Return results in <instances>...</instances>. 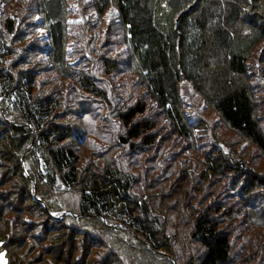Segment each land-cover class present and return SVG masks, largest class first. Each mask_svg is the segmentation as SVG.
<instances>
[{
	"label": "trees",
	"instance_id": "1",
	"mask_svg": "<svg viewBox=\"0 0 264 264\" xmlns=\"http://www.w3.org/2000/svg\"><path fill=\"white\" fill-rule=\"evenodd\" d=\"M160 1L169 6V13L175 12L166 32L159 29L156 19ZM12 2L18 13H0V168L16 178L10 190L26 195L17 203L16 210L26 211L41 222L46 219L43 226L46 230L38 232L42 235L46 232L43 238L55 231L58 246L52 248L51 253H43L47 255L44 264H110L118 256V247L123 256L119 257L121 260L118 258L117 264H141L143 253L152 256L149 264H228L231 259H234L233 264H255V254L246 255L240 248L238 252H231L230 234L220 226L219 212L223 213L225 203L231 201L225 189L232 181L218 186L221 194L219 206L202 208L200 215L194 216L189 236L201 240L203 249L201 254L193 256L190 254L193 248L189 249L183 235L182 216L176 219L178 212L171 214L158 202L154 206L152 194L136 185L138 173L132 168L138 160L131 154L155 145L165 129L163 124L166 123L161 121L170 124L174 134L183 140H191V144L195 138L200 139L196 135V131H200L198 124L189 118L196 111L185 108L186 105L192 106L185 99L187 86L203 95L219 119L242 141L264 153V122H261L255 95L259 90L264 94V73L258 74L257 80L262 82L258 89L249 84L253 81L249 74L255 76V71L260 69L259 64L251 66V60L264 59L254 52L264 42V0H89L87 14L95 12L101 16L113 6V19L116 17L123 30L119 42L127 52L123 60H118V65L117 60L103 59L104 73L109 75L103 81L109 88L126 87L128 81H119L120 75L112 76L113 73L119 69L123 74H135L132 88H118L120 94L115 97L111 92L109 98H106V90L94 83L96 77L101 76L95 69L84 68L85 60L76 63V60L67 59L71 52L67 51L69 37L64 20L69 0H0V6L2 3L5 9ZM98 22L100 28L105 29L104 21L100 19ZM94 27L83 24L80 31L78 41L87 54L93 52L91 46L98 40L96 35L99 33L93 32ZM38 28L42 29L44 37L35 36ZM89 30L92 33L85 40ZM84 51L80 52L81 55ZM42 55L47 58L43 60ZM79 64L83 67L76 68ZM116 79L118 85L114 86ZM138 87H142L140 93L135 92ZM81 97L89 101L93 97L100 98L117 115L118 131L112 128L108 134L98 130L95 142L103 150L98 148L91 152L92 144L86 143V136L91 139L96 132L83 127L81 116L90 103L77 113L71 108ZM70 112L80 117L79 123H74L77 124L73 128L76 132L71 135L78 142L77 147L71 144L72 140L71 143L67 141L70 128L65 124L70 125V122L61 121ZM105 118L104 121H109V117ZM201 125L205 127L203 122ZM84 146V154L79 153ZM112 146L126 149L124 155L131 158L126 163L128 171L118 170L117 155L115 159L110 158V162L98 165ZM195 146L201 148V145ZM215 154L212 156L206 151L199 154L206 163L202 164L204 168L214 173L221 169L230 171L229 165H232L233 171L239 175L247 173L243 162L233 163L227 152L220 150ZM80 155H87L89 161ZM91 156L97 158V162L91 160ZM24 159L31 166L27 173L21 168ZM83 160L94 162L97 167L90 169L85 177L77 166ZM7 179L9 176L4 177V181ZM244 180L246 190L242 195L246 205L241 206V201L235 198L227 213L237 215L246 211L252 213L253 225L262 224L264 212L257 209V205L260 194L264 195V179L258 173L249 172ZM58 183L77 190V213L64 211L60 218L56 217L64 202L60 195L53 194L54 185ZM32 188L37 197L29 193ZM49 195L58 200L47 203ZM193 207L191 202L186 207L187 212ZM53 211H57L55 216H51ZM65 214L72 218L94 217L99 221L100 229L104 225L100 219L107 220L108 231L110 225L118 230L117 240H108L117 248H108L105 244L104 251L97 252L96 260L87 258V254L80 255L85 244L77 246L76 242L69 241L73 236L68 234L69 226L62 223ZM50 221L54 224L50 225ZM28 224L35 227L38 222L34 219L27 221L21 216L17 220L21 231ZM32 234L36 235L30 233L29 238L35 240L30 237ZM179 234H182V242L177 239ZM82 236L79 241L87 235ZM0 242V250L7 254V264H26L22 263V255L16 258L17 254L7 248L11 243L18 245L16 241L10 242L7 234L0 232ZM32 243L37 246L36 241ZM127 252L128 260L124 255ZM86 253L90 256L89 252Z\"/></svg>",
	"mask_w": 264,
	"mask_h": 264
},
{
	"label": "rangeland",
	"instance_id": "2",
	"mask_svg": "<svg viewBox=\"0 0 264 264\" xmlns=\"http://www.w3.org/2000/svg\"><path fill=\"white\" fill-rule=\"evenodd\" d=\"M69 2V10L66 13L64 20L66 24V30L68 32L67 36L69 37L67 51L71 52L70 54H67V59L73 61L76 60V63H78L79 60H85L84 62L86 65L84 66V68L88 70L95 69L96 72L101 76L98 75L94 80V83L98 88L106 90V98L110 97L111 92L115 97L118 96V94H120L118 88L122 90H126L128 86L132 88V85L135 81V74H128V72L123 74L119 72V69H117L112 76L117 74L120 75V78H118L119 81L127 80L129 84L126 87H122V85H120L118 87L109 88L108 83L103 81L109 76L108 74L104 73L105 68H103V59H107L110 62L117 60L118 65V60H123V58L127 56V52H124L125 46L122 43L120 44L119 42L120 36H123V30L116 21V17L113 19V6L106 9L102 13V15L99 16L95 12H89L87 14L89 10L85 12L89 0H69ZM2 6L4 5L1 3L0 13H18V8L13 2L10 5L6 6L5 9ZM174 13L175 12L169 13V6L160 1L159 9L157 6L156 12V19L160 30L166 32L169 29V21H172ZM170 15L171 18H169ZM100 19L104 21L103 26L105 27V29H101L100 25H98V21ZM83 24H90L95 26L93 32L99 33L96 35V39H98L97 43L94 46H91L93 52H91L90 54H87V51H84V48H82V44H80L78 41V39L81 38L80 31H82ZM41 30V28L36 29V37H44ZM88 33L89 36L87 35L85 37V40L90 37V34L92 33L91 30H89ZM29 41L31 42L32 40L29 39ZM66 44L67 42L65 43V45ZM40 45L41 44L37 46ZM262 48H264V42L260 46H258L254 50V52H256L257 55L259 54L264 56ZM110 49L112 50V53H108ZM81 51H84L83 55H81ZM105 52L106 54H104ZM98 56H100L101 58L98 59ZM45 57L47 58L46 55L41 56L43 60H45ZM252 64L255 67H257V65L259 64L258 67H260V69L255 71V76L252 75V73L249 74L250 78H253L252 84L251 82H249V84L252 88L258 89L262 82L258 81L257 77L258 74L264 73V59L255 61L251 60L250 65L252 66ZM79 67L83 66H80L79 64L76 68ZM225 74L227 73H224V75ZM118 80H115L114 86L118 85L116 84ZM246 80L248 82L249 78L247 77ZM229 86L231 85L228 84V87ZM191 87L192 86L186 87L185 91L187 97H185V99L187 98L188 102H191L192 106L189 107L188 105H186L185 108L196 111L193 112V116L191 115L189 118L192 123L198 124L197 128L200 131H196V135L200 136V139L195 138L194 144H191V140L188 142L183 140L182 138H180V136L174 134V131L170 128V124L161 121L162 123H166L163 124V126H165V129L161 135V138L155 141V145H151L148 148L143 147L142 150L134 151V153L131 154V156H134L138 160L132 168L134 172L136 171L138 173V176H135V180H137L135 181L136 185L142 186L144 190L148 191V194H152L151 201L154 202V206H156V204L158 203H160L159 205L163 204L166 206L167 212L169 211L171 214L174 213V215L176 214V212L179 213L177 214L176 219H178L180 215L182 216V228H184V233H182L184 235V238L188 241L189 249L191 247L193 248V252H190V254L196 256L197 254H201L203 244L198 238L189 236L190 228L192 226L191 223H193L194 216H199L202 208L209 207L210 205L214 206L215 204H217L218 200L221 197L219 191L220 187L218 186L222 185L223 182L225 183L232 181V184H228V189L224 188L225 190H227L229 199L231 198V201L225 203L223 213H221V211L219 212L221 221L220 226L223 230L230 234L232 242L231 252H238L240 248L241 250L245 251V254L247 253L256 255V257L254 258L255 264L264 263V222L262 223L261 220L260 222L262 224L259 223L257 225H253L254 218H252V213H247L246 211H244V213H241L240 211V213L237 215H228L229 213H227L235 198L241 201V206L244 207V204L246 205V201L243 199L242 195L244 190H246V188L244 187V178L246 174H248L249 172L253 173L254 175L258 173L262 175L264 179V153L260 152L256 146L242 141L241 137H239L238 134L230 130L229 127L219 119L215 110L208 105L205 97L200 93H197L196 91L194 92L193 88L191 89ZM141 91L142 87H138L135 92L140 93ZM255 95L257 97L256 101L258 102L257 107L260 110L259 113L261 115V122L263 123L264 121H262V114L264 112V100L262 97H264V94L262 93V90H259V92H256ZM79 98L74 101V105L71 107L72 110H74L75 113L83 111V106L86 103H90L88 104V106L86 105L87 110L81 116L84 122L83 127L88 131H96L91 139H88L89 137L86 136V143L87 141H89V143L92 144L91 149L89 148L90 146H87L86 144L85 146H87L89 148V151L91 152L94 149L98 150V148H101V150H103L102 147L96 143V137L99 135L98 130H100V133L108 134L110 129L112 128L118 131L119 128L117 115L115 111H112L110 106H108L105 102L103 103L100 98L93 97L90 101L86 97H81V99ZM113 100L114 98L112 99V102ZM113 103H115V101ZM105 117H109V121H104V119H106ZM79 120V115L76 114L74 116L72 112H70L66 118L61 120L63 123L67 121L70 122V125L65 124L67 128H70V135L68 136L69 138L67 139V141L70 142V140H72L73 143H70L75 147L78 146V142L74 140L71 135L76 132L73 128L77 126ZM202 122L205 124V127H202ZM105 126L107 127L104 129ZM101 128L103 130H101ZM223 143L224 145H222ZM195 144L201 145V148H196ZM85 146L82 147V149L80 148L79 153H83V151L85 150ZM220 150L227 152L229 154V159H233V163L243 162V168L247 173L242 176L239 175V173L233 171L234 167H232V165H229V168H232L230 171L221 169L215 170L214 173L212 172V170L206 169V167L204 168L202 164L205 162L199 156V154L203 151H206L207 154L213 156L216 155L215 152H218ZM119 152L120 155H118ZM125 152H127L125 148L118 149V146H112L110 147V149H108V153L103 156L102 161H98V165L100 166L102 162L104 164L106 162H110V158L115 159L118 157V170L120 172L128 171L129 169L127 168L126 163L128 160H131V158L127 155H124ZM116 155L117 157H115ZM37 156L40 157L41 154H37ZM80 156L82 158L86 157L89 161L87 155ZM91 160L97 162V158H92V156ZM88 161L83 160L77 164L83 177L86 176V173L89 172L90 169H97L94 162L90 163ZM21 168L23 172L25 171L27 173V171H30L31 169L30 162L26 159L22 160ZM5 176H9L10 179L4 181ZM15 180L16 178L13 174L9 175L8 170L0 168V232L3 235L7 234L10 242L16 241L18 245L12 243L9 245L7 242V244L9 245L7 248L8 250H11V252L17 254L16 258L22 255V263L25 262L26 264H44V261L45 263L47 262V255H43V253H51V249L58 246V244L55 243L58 238H56L57 236L53 234V232L55 231L49 233V235H47V237L45 238L43 237L46 235V232L43 233L44 235H42V233L38 234L39 231L46 230V228H44L43 230L46 219L45 222H41V219L37 220L36 216L29 215L28 213H25L26 211L18 212L16 210L17 203L21 198H23V196L26 195H21L19 191L10 190L13 188L12 182ZM30 186L34 187L33 185ZM32 189L33 190H30L29 193L32 196L37 197L36 193L34 192V188ZM167 190L169 192H164ZM262 191L264 192V190ZM53 194L60 195L61 199H63L64 201L62 202L61 207H59V213L56 217L60 218L64 211H72L74 213H77L75 200H77L78 193L76 189L65 188L63 185L58 183L54 185ZM260 196L261 197L258 201L257 209L264 212V195L260 194ZM55 200L58 199L54 198L51 195L46 198L47 203H54ZM191 202H193L194 207L192 208V211L187 212L186 207L190 205ZM20 205L22 206V204ZM219 205L220 204H217V206ZM41 206L44 207V205ZM56 212L57 211L51 212V216H55L54 213ZM185 213H187L186 218ZM20 216L27 221L34 219L38 222V224H36L35 227H30V225L28 224L26 225L27 227L24 229V231H21V229L17 226V220L18 218H20ZM63 216L64 217L62 223L64 222L67 226H69L67 227L68 234L73 236V238L70 237L69 241L76 242L77 246L85 244L84 250L80 253V255L83 256L87 254V258L96 260L97 252L104 251L105 244L108 245V248L109 246L111 248H117L116 246L110 245L108 243V240L116 241L118 238V230L110 225V231H108V229L106 228L107 220L104 221L103 219H100L102 224H104L103 228L100 229L101 225L99 224V221L94 217L90 219L72 218L68 217L66 214ZM53 224L54 223L50 221V225ZM74 232H78V234H74ZM30 233L36 234H32V236H30L34 237L35 240H33V238H29ZM80 233L89 237L85 236L82 241H79L78 238L83 237L82 235L79 236ZM122 235L125 234L122 233ZM63 237L67 238V236ZM127 238L129 237L127 236ZM177 239L182 242V234H179ZM34 241L37 242V246L35 245V243H32ZM11 246H13L15 250L12 249ZM86 252H89L90 256ZM143 254L144 257L141 264H149L152 256L146 253ZM124 255L128 260V252ZM122 256V251L118 247V256L114 258L113 261L110 262V264H117L118 258H122ZM13 257L14 256H12V258ZM232 260L234 259H231V262L228 264H233L234 262ZM7 263L9 262L7 259L6 251L0 250V264ZM91 264H93V262H91Z\"/></svg>",
	"mask_w": 264,
	"mask_h": 264
}]
</instances>
